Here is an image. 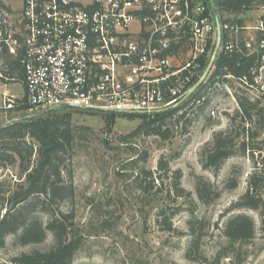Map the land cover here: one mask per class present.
Instances as JSON below:
<instances>
[{
  "label": "rangeland",
  "instance_id": "1",
  "mask_svg": "<svg viewBox=\"0 0 264 264\" xmlns=\"http://www.w3.org/2000/svg\"><path fill=\"white\" fill-rule=\"evenodd\" d=\"M19 6L20 0H0V7L12 11L17 12ZM258 14L251 11L237 17L252 24ZM4 88L24 99L19 85ZM236 97L225 90L219 92L212 100L218 108L216 117L210 116L209 106L179 110L166 120L167 138L135 131L144 121L170 109L116 111L111 118L108 110L70 107L58 113L73 126L85 127L78 131L82 135L74 143L75 195L60 207L72 208L75 214L71 236L78 246L71 264H264L259 212L233 206L245 192L249 177L262 174L257 160L261 162L264 156V129L248 138L243 127L249 128V123L238 115ZM256 99L264 106V95ZM36 112L5 110L0 102V125ZM226 130L236 136L234 154L218 172L205 169L201 157L206 143L213 133ZM243 140L244 149L240 145ZM160 159L167 169H159ZM232 179L237 181L234 188L230 187ZM18 181L16 166L0 167V195L9 196ZM204 187L208 191L202 197ZM258 195L264 197V184L257 189ZM236 213L253 218L255 233L253 238L230 246L222 228ZM164 217H171L170 230L163 229ZM51 243L50 233L42 243L28 245L16 244L14 236L7 235L0 247V264H13L12 258L20 253L46 249Z\"/></svg>",
  "mask_w": 264,
  "mask_h": 264
},
{
  "label": "built area",
  "instance_id": "2",
  "mask_svg": "<svg viewBox=\"0 0 264 264\" xmlns=\"http://www.w3.org/2000/svg\"><path fill=\"white\" fill-rule=\"evenodd\" d=\"M213 1L218 55L255 58L248 76L216 72V58L205 74L216 40L209 0H20L17 12L0 7V86L19 83L25 92L20 99L0 91L1 107L152 113L209 106L216 117L219 92L263 96L264 5L245 12H259L248 24L221 18Z\"/></svg>",
  "mask_w": 264,
  "mask_h": 264
},
{
  "label": "trees",
  "instance_id": "3",
  "mask_svg": "<svg viewBox=\"0 0 264 264\" xmlns=\"http://www.w3.org/2000/svg\"><path fill=\"white\" fill-rule=\"evenodd\" d=\"M217 5L221 18L242 22L237 16L264 5V0H218ZM254 60L253 57L220 53L215 60L216 72L235 77L248 76ZM234 93L240 111L238 115L249 123V128L243 127V130L247 132L248 138L249 135L254 137L264 129V106L259 105V99L242 90L237 89ZM14 108L29 109L27 105ZM67 108L70 107L49 110L42 115H32L26 120H13L0 125V167L16 166L20 180L9 196L0 195V247L7 235H13L14 243L20 245L42 243L48 233L52 235L49 247L22 252L12 258L13 264H71L77 249V241L71 236L75 227L74 210H62L60 207L66 200H73L75 195L72 162L74 143L82 135L78 131L85 127L79 129L67 118L59 116L58 113ZM179 110L181 111L177 107L166 113L162 112L156 118L144 121L135 132L167 138L169 128L165 127L166 120ZM107 112L111 118L116 111ZM182 116L183 114L179 117ZM252 129L255 131L252 132ZM235 137L227 130L213 133L201 157L202 166L218 172L224 161L234 154ZM240 145L244 149L245 141ZM260 163L262 174L255 173L249 177L245 192L233 206L236 209L257 210L261 220L260 230L264 233V197L257 196V189L264 184V156ZM158 167L161 170L167 169L161 159ZM236 185L237 181L232 179L230 187L234 188ZM207 191L204 187L200 191L201 196ZM2 209L4 212H1ZM170 219L171 217H164L162 220L164 230L171 229ZM222 233L230 246L238 241H247L254 236V220L245 213L233 214L225 221Z\"/></svg>",
  "mask_w": 264,
  "mask_h": 264
},
{
  "label": "water",
  "instance_id": "4",
  "mask_svg": "<svg viewBox=\"0 0 264 264\" xmlns=\"http://www.w3.org/2000/svg\"><path fill=\"white\" fill-rule=\"evenodd\" d=\"M209 5H210V8H211V10H212V12L214 14V17H215V22H216V40H215L214 47H213V50H212V53H211V60H210V63H209V65H208V67H207V69L205 71V74L207 73L208 69L212 65V62L216 58V55H217L218 49H219V45H220V40H221V30H220V26H219V22H218V16H217V12H216V9H215L214 1L213 0H209ZM65 107H67V105H59V106H56V107H53V108H50V109H47V110H41V111H38V112L34 113L33 116L42 115V114H44L45 112H47L49 110H60V109H63ZM112 111H118V110L114 109ZM29 117H30V115H23V116L18 117L16 120H26Z\"/></svg>",
  "mask_w": 264,
  "mask_h": 264
},
{
  "label": "crops",
  "instance_id": "5",
  "mask_svg": "<svg viewBox=\"0 0 264 264\" xmlns=\"http://www.w3.org/2000/svg\"><path fill=\"white\" fill-rule=\"evenodd\" d=\"M83 3V2H82ZM263 6V5H262ZM20 7V6H19ZM18 7V8H19ZM262 15H264V10L262 9ZM213 50V49H212ZM212 53V52H211ZM218 57V53H217V55H216V58ZM14 71H15V73H17L19 76H21V71L18 69V66L16 65V63L14 62ZM11 84H17V85H19L22 89H23V87L21 86V84H19V83H11ZM9 85V84H8ZM6 87V86H5ZM6 88H4V87H1L0 86V91H6L5 90ZM7 92V91H6ZM23 92H24V89H23ZM24 95H25V92H24Z\"/></svg>",
  "mask_w": 264,
  "mask_h": 264
}]
</instances>
